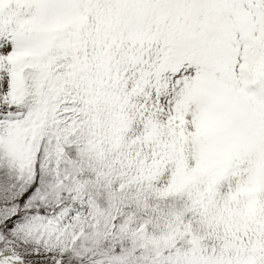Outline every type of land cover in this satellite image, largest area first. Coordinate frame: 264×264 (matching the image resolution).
Here are the masks:
<instances>
[{
    "label": "snow or ice",
    "instance_id": "snow-or-ice-1",
    "mask_svg": "<svg viewBox=\"0 0 264 264\" xmlns=\"http://www.w3.org/2000/svg\"><path fill=\"white\" fill-rule=\"evenodd\" d=\"M0 264H264V0H0Z\"/></svg>",
    "mask_w": 264,
    "mask_h": 264
}]
</instances>
